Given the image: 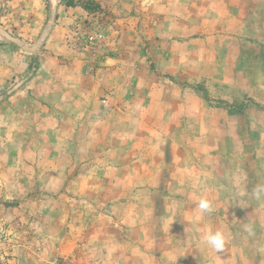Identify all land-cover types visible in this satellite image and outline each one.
I'll list each match as a JSON object with an SVG mask.
<instances>
[{"label":"rangeland","instance_id":"rangeland-1","mask_svg":"<svg viewBox=\"0 0 264 264\" xmlns=\"http://www.w3.org/2000/svg\"><path fill=\"white\" fill-rule=\"evenodd\" d=\"M257 184L264 0H0V264H264Z\"/></svg>","mask_w":264,"mask_h":264},{"label":"clouds","instance_id":"clouds-1","mask_svg":"<svg viewBox=\"0 0 264 264\" xmlns=\"http://www.w3.org/2000/svg\"><path fill=\"white\" fill-rule=\"evenodd\" d=\"M252 196L256 200L264 199V184H257L254 186L252 190ZM198 208L201 213H211L212 212V205L211 202L205 198L200 199L198 203ZM245 231L251 232V225L245 224ZM205 242L208 246H210L214 251L221 252L225 250V237L222 232H209L205 236Z\"/></svg>","mask_w":264,"mask_h":264},{"label":"built area","instance_id":"built-area-1","mask_svg":"<svg viewBox=\"0 0 264 264\" xmlns=\"http://www.w3.org/2000/svg\"><path fill=\"white\" fill-rule=\"evenodd\" d=\"M91 39H96V40L100 41L103 39V35H98L95 38H91Z\"/></svg>","mask_w":264,"mask_h":264},{"label":"water","instance_id":"water-1","mask_svg":"<svg viewBox=\"0 0 264 264\" xmlns=\"http://www.w3.org/2000/svg\"><path fill=\"white\" fill-rule=\"evenodd\" d=\"M12 39V38H11Z\"/></svg>","mask_w":264,"mask_h":264}]
</instances>
